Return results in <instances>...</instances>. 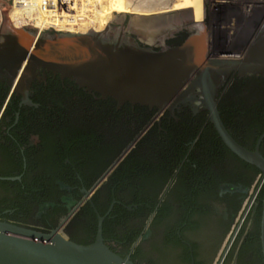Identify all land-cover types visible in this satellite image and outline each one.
<instances>
[{
  "label": "trees",
  "instance_id": "1",
  "mask_svg": "<svg viewBox=\"0 0 264 264\" xmlns=\"http://www.w3.org/2000/svg\"><path fill=\"white\" fill-rule=\"evenodd\" d=\"M110 99L83 106L85 112L94 108L98 118L82 122L71 123L63 116L66 108L57 105L34 109L42 111L40 118L49 123L43 132L48 149L36 153L32 161L27 151L0 153V176H20L0 178V220L23 225L30 223L36 211L43 222L57 219L56 225L68 214V201L80 200V188H91L126 146L109 137L113 126L103 118V107L114 108ZM218 109L230 134L253 150L264 132V75L235 76L220 96ZM17 110L23 121L26 109L16 105L11 109ZM152 114L146 112L138 130ZM176 116L166 111L94 191L91 201L72 216L68 227L85 230L78 243L95 240L99 213L105 216V242L122 256L130 253L138 264L145 258L143 236L148 230L153 238L150 250L158 255L155 260L149 258L151 262L212 263L248 195L221 193L220 186L232 183L251 188L261 170L225 145L207 110L193 114L184 108ZM259 149L264 156V137ZM263 194L262 186L222 264H264Z\"/></svg>",
  "mask_w": 264,
  "mask_h": 264
},
{
  "label": "water",
  "instance_id": "2",
  "mask_svg": "<svg viewBox=\"0 0 264 264\" xmlns=\"http://www.w3.org/2000/svg\"><path fill=\"white\" fill-rule=\"evenodd\" d=\"M260 1L264 3V0ZM56 33L58 38L44 41V33H34L23 27L0 32V65L45 67L59 71L80 86L94 89L104 97L111 96L120 102L156 105L158 111L93 186L84 190L85 197L75 203L51 231L44 232L0 220V264H138L131 259L130 253L122 256L105 242V216L99 213L95 240L89 244L71 240L64 233V229L79 207L85 201H91L94 191L134 147L138 139L161 117L162 112L166 108L173 110L178 99L172 104L169 102L180 90L188 89L183 87L190 76V70L193 69H197V72L191 85L198 88L200 95L197 110H207L210 122L225 145L239 158L261 170V177L257 176L251 188L232 183L220 186L221 193L229 191L248 194L211 263L222 264L238 238L245 216L262 186L264 190V156L259 149L264 132L259 136L253 150L240 144L230 134L218 109L215 81L217 75L227 76L236 72L239 76L264 75V25L257 35V44L243 57L213 59L202 67H199L202 63L201 52L192 50L190 42L154 56L125 52L118 44L119 41L112 42L109 39L111 33L122 37L125 31L119 25L109 22L103 28L91 26L87 32ZM136 48L140 49L138 46ZM22 73L17 74L14 83L22 80ZM260 238L264 259V194ZM138 242L139 239L133 243L131 251Z\"/></svg>",
  "mask_w": 264,
  "mask_h": 264
},
{
  "label": "flooded vegetation",
  "instance_id": "3",
  "mask_svg": "<svg viewBox=\"0 0 264 264\" xmlns=\"http://www.w3.org/2000/svg\"><path fill=\"white\" fill-rule=\"evenodd\" d=\"M244 6L251 8V11H254L255 14L258 11L257 8L254 9L258 4L253 0H204L203 16L193 17L191 15L187 20L175 27H166L162 29V31L151 40L141 39L136 32L130 29L128 32L133 33V35L125 32L122 37H119L118 35L111 33L109 39L112 42L113 40H117V42L119 41L118 44L123 47L125 52L147 56H154L167 49L178 47L190 42L192 50L201 52L202 63L199 67H202L207 61L213 59L241 58L257 44L256 38L264 25V15L260 19L257 15L255 17L252 16L251 21L247 23L248 31L246 37L239 44H235L234 37L238 27L233 25L234 22H226L222 19H217V21L212 20L213 16L211 17V14L213 13L214 15L216 11L218 12V15H224L227 12H231L233 9H239L242 11ZM239 22L241 23V20ZM58 37L59 36L55 31H46L44 32L42 39L47 41ZM137 46L140 49L136 48ZM235 52L238 57L228 56V54L233 55ZM19 72H23L21 74L22 80L18 83H14ZM196 72L197 69L190 70V76L185 81L183 87H188V89H184L185 91L180 90L175 97H173V100H171L169 104H172L177 98L178 101L176 106L173 110L166 108L156 122H160L166 111H169L170 116L178 119L176 113L181 112L184 108L189 109L193 114H198L205 110H197L200 103V95L198 93V88L196 86L192 87L191 85ZM235 76L244 77L239 76L237 72L230 73L227 76L221 74L217 75L215 82L217 85L216 98L218 103L220 96L234 80ZM110 98L112 102L111 104H114V108L109 106L103 107V118H106L110 122V125L113 126L112 135H109L110 139H112L113 142H126V146L122 149L123 151L143 128L142 127L138 130L139 123L145 116L146 112H153L151 116L152 118L157 113L158 107L156 105L151 106L138 102L132 103L131 101L120 102L118 99L111 96ZM108 99L109 96L104 97L100 92L94 89L90 90L87 87L80 86L75 80L69 76L63 75L59 71H54L45 67L34 68L33 66L0 65V153L27 151L32 153L30 155V161H32L34 160L36 153L44 152L48 149L43 137V132L46 130L49 123L47 120L40 118L42 111L39 113L34 112V109L39 108L40 105H57L61 107V109L66 108L67 115L63 116H68L71 123H73L76 121L82 122L83 120H92L93 118H96L98 115L96 114L97 112L94 111V108H91L92 111L87 110L85 112L83 106L88 108L87 106L92 103H103L104 101H108ZM15 105L16 108H20L21 110L26 109L23 121H20V112L18 110L15 112L11 111ZM115 135L117 136L115 137ZM1 159L0 156V161ZM0 178L20 179V176H0ZM85 189L87 188H80L82 193L80 200L76 202L67 200L70 209L75 203L81 201L85 197ZM87 201H85V203ZM114 202H116V200H113L108 211L111 210ZM108 211L106 213H108ZM34 213V216H31L30 223L23 224L24 226L49 232L59 224L58 222L55 225L57 219L54 221L43 222L39 212L34 211ZM64 233L71 240L76 242L82 240L85 236L84 229H76L73 226L68 227V224L64 229ZM143 237L147 241L144 243L145 258L142 259L140 263L169 264V262L162 259H157L155 262L150 261L149 258L153 257L155 260L158 256L155 251L150 250V243L153 240L151 231L148 230ZM136 262L138 263V261Z\"/></svg>",
  "mask_w": 264,
  "mask_h": 264
},
{
  "label": "rangeland",
  "instance_id": "4",
  "mask_svg": "<svg viewBox=\"0 0 264 264\" xmlns=\"http://www.w3.org/2000/svg\"><path fill=\"white\" fill-rule=\"evenodd\" d=\"M101 1L102 8H97L94 15H93V22L90 23L89 20L87 22H84L79 27H76L75 29H72L71 31H65V32H87L88 29L93 27L103 28L107 22L119 25L123 28V30L128 33L132 34L131 32H128V30H133L136 32L141 39L144 40H151L152 38L156 37L157 34L162 31V29L166 27H170L172 24L171 22H167L165 24L161 23L157 26H155L157 29L155 32L152 33V29H150L149 24L144 23L141 21L139 17H137V12L132 11L130 7H139V6H152L153 3L165 1V0H99ZM255 1L258 6L254 7L257 8V13L251 11V8H247L246 6L243 7V10H237L233 9L231 12H227L224 15H218V12L215 11V14H211L212 20L217 21L222 19L226 22H234V26L238 27L237 32L234 37V43L239 44L243 41V39L246 37L247 31H248V22L251 21L252 16L255 17L256 15L259 17V19L264 15V3H262L260 0H253ZM147 3V4H146ZM150 3V4H149ZM196 15L194 17H200L204 14V0H196V6L194 8ZM191 12V10H190ZM214 12V11H213ZM164 15H169L170 13L164 12ZM185 15V14H184ZM138 20H137V18ZM186 17V18H185ZM185 17L183 16V19L181 20V23H183L185 20H187L188 17H190L189 13L186 14ZM134 18V19H133ZM246 20H245V19ZM136 19V20H135ZM241 20V23L239 22ZM139 23V24H138ZM180 24V22H179ZM23 27V26H20ZM14 26L8 19L5 20L1 32L11 29L20 28ZM25 30L39 33L37 30H35L32 27H23ZM49 30L42 31L41 33H44ZM55 32H63V31H55Z\"/></svg>",
  "mask_w": 264,
  "mask_h": 264
},
{
  "label": "built area",
  "instance_id": "5",
  "mask_svg": "<svg viewBox=\"0 0 264 264\" xmlns=\"http://www.w3.org/2000/svg\"><path fill=\"white\" fill-rule=\"evenodd\" d=\"M98 0H0V32L6 19L16 27H32L38 32L71 31L89 20Z\"/></svg>",
  "mask_w": 264,
  "mask_h": 264
},
{
  "label": "bare ground",
  "instance_id": "6",
  "mask_svg": "<svg viewBox=\"0 0 264 264\" xmlns=\"http://www.w3.org/2000/svg\"><path fill=\"white\" fill-rule=\"evenodd\" d=\"M98 2L99 3L97 8H102L101 1L98 0ZM195 6H196V0H165L160 2L156 1L150 7L139 6V7H130V9H132V11L137 12L138 15L137 17L142 19L141 21L149 24L150 29H152V33H153L157 29L155 26L161 23L165 24L167 22H171L172 24L170 25V27H175L179 24V22L181 23L183 16L185 17L186 14L188 15L189 13L190 17L191 15L194 17L196 15V12L194 10ZM164 12H168L170 14L164 15L165 14ZM236 52L233 55L228 54V56L238 57Z\"/></svg>",
  "mask_w": 264,
  "mask_h": 264
},
{
  "label": "crops",
  "instance_id": "7",
  "mask_svg": "<svg viewBox=\"0 0 264 264\" xmlns=\"http://www.w3.org/2000/svg\"><path fill=\"white\" fill-rule=\"evenodd\" d=\"M6 2H9V0H5Z\"/></svg>",
  "mask_w": 264,
  "mask_h": 264
}]
</instances>
